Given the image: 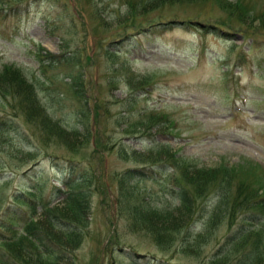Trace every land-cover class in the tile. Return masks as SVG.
I'll use <instances>...</instances> for the list:
<instances>
[{
    "label": "rangeland",
    "instance_id": "obj_1",
    "mask_svg": "<svg viewBox=\"0 0 264 264\" xmlns=\"http://www.w3.org/2000/svg\"><path fill=\"white\" fill-rule=\"evenodd\" d=\"M140 1L0 0V71L21 72L49 121L45 128L18 117V133H0V203L36 180L64 187L58 168L79 161L73 167L85 168L90 221L73 264H213L211 252L237 226L242 208L236 216L224 210L204 231L205 213L183 234L163 236L151 223L169 207L175 211L176 180L193 185L202 172L227 164L233 183L250 178L258 187L251 163L241 161L264 165V0L148 5V15L177 25L148 38L124 35L129 8L140 12ZM36 52L58 62H41ZM150 73L152 82L141 87ZM14 94L0 93V116L22 114ZM166 157L178 162L175 171L152 172L151 165L126 172ZM213 187L192 198L193 215L215 204Z\"/></svg>",
    "mask_w": 264,
    "mask_h": 264
},
{
    "label": "trees",
    "instance_id": "obj_2",
    "mask_svg": "<svg viewBox=\"0 0 264 264\" xmlns=\"http://www.w3.org/2000/svg\"><path fill=\"white\" fill-rule=\"evenodd\" d=\"M165 1L168 0H141L139 3V9L141 10L140 12L135 10L136 6L133 9L129 8V13L131 16L129 18L130 20L126 21L127 24L124 26V35L135 34L134 36H136V33H142L148 38L149 33H160L163 30H170L173 28V26H176L177 24H171L175 18L157 20L160 18H153L152 16L148 15L150 12L149 10L152 9L149 6L152 5L153 7H157L162 4V2L165 3ZM183 21H185L183 23L186 25L190 22L188 19ZM159 24L162 25V27L158 26ZM204 25H207L206 27L212 29L220 28V26L217 24H212L210 22ZM36 56L41 62L43 59L47 60L48 63L49 61L55 63L58 62V56L49 52H47L46 55L43 53L41 56H39L38 52H36ZM43 64L44 66H47L44 62ZM73 75L74 83L79 84L77 83L78 81H81V75L79 74V71ZM152 76V73H150V75L148 74L147 76L144 75V78L146 79L140 83V86L144 87L150 84L153 80L151 79ZM76 84L74 85L76 86ZM0 93H15L14 95H17L19 98L17 105L20 107V112L22 113L18 114L15 110V113L13 114L0 116V133L4 132L5 130H12L18 133L19 131L15 121L18 117L28 120L33 124H37L35 122L39 121L41 124L45 125V128H48L49 121L47 117H44L41 112L42 109L37 102V98H35L34 92L32 91V85L24 79L18 69L11 68L10 70L4 69L0 71ZM42 117H44L43 119L45 122L42 120ZM167 119H169L168 115ZM182 157L186 161V157L188 156L184 155ZM241 162L251 163L249 166L253 168L254 174L258 179V187L257 183L254 184L250 178L245 180L239 179L237 182L233 183V173H231L230 168L226 166L227 164H224L221 172L214 168L202 172L199 174V177L195 179V183L193 185H189V183H185L184 181L176 180L170 184L172 187V184L175 183L173 184V190H171L174 192L169 190L173 196L178 199V202L175 206L176 212L172 209L173 207H169V209L165 210L164 214L160 216L157 214V218H160V220L156 219V221L154 220V222L151 224H159V228L161 229L160 232L163 233V236H171L173 232L176 231L178 234H183L184 232L188 231L192 224H196L198 222V219L196 218L198 215L203 216V213H205V219L203 222H201L203 223L202 230H206L207 223L209 224L210 221L216 219L215 216L217 217L222 215L223 211L227 210V208L228 211L231 209L236 211L242 208L243 211L241 213V218L239 219L240 221L237 225L238 227L236 226L230 230L232 233L230 231L228 232V234L224 237L225 240L220 247L221 249L219 247H215L214 251H212L210 254V259L212 263L214 261L213 264H264V165L257 161L251 160L250 158H244V160ZM72 163L74 162L72 161ZM72 163L70 168H68V171L62 169L61 167H57L60 169L57 170L58 174H60L58 175L56 173L57 177L59 182L64 184V187H61L58 183H51L49 185L47 184L46 186L45 183H41L42 180H36L34 183H31L30 187L25 191H16L14 195L6 201L5 205L0 203L2 206L0 209V264H62L63 262L67 261H69V264H73V260H71V258H74L73 250L80 245L83 236L86 235L85 230L87 229L89 222H87V215L90 211V203L86 202L90 201L85 198L88 196L89 199L91 190L85 185L86 176H83L84 173L83 171L81 172V167H79L80 170H77V172L74 171L73 173L75 167H73V165H80V162L76 161L77 164ZM177 163L174 161V158L166 157L160 162L156 161L144 163L142 167H135L132 169L129 168V170L126 172L132 171L131 174H142L140 171L147 169L145 167L151 165H155V167L151 166L150 171L152 172H158L159 170L162 171V168L165 166H168V168L175 171L179 166ZM82 170H85V168L83 167ZM211 184L214 185L212 188L213 192L211 197L216 198L215 204L218 207L215 204L212 207H208V203H205L206 205H203L206 207L204 209L196 210L195 214L193 215V210L197 206V197L204 196L206 193L205 191ZM195 197L196 199H192ZM58 198H60V201L57 200ZM219 202L222 204H219ZM228 204H230L229 207H227ZM137 207L138 206L135 208ZM130 209L133 208L130 207ZM145 209L142 211L156 215V210H151V208ZM233 210L228 212V215H236V212H232ZM142 211L139 210L138 212L143 213ZM217 211H221V214ZM216 213H218V215ZM35 214H43V218L36 219ZM188 220L190 221L188 222ZM1 225L5 227L3 228ZM237 231L239 232V235L237 234ZM74 234L78 239L74 236ZM239 245H241L240 248H245L244 250H241L242 252L238 251L240 250ZM54 247L57 248L55 249ZM229 248H231V250ZM253 248L257 249L254 250ZM233 249L235 250V253ZM217 250L223 252L220 253ZM239 255L242 256L240 257ZM218 258L221 259L222 262H220L221 260L219 261ZM158 262L159 261L148 264H161Z\"/></svg>",
    "mask_w": 264,
    "mask_h": 264
},
{
    "label": "bare ground",
    "instance_id": "obj_3",
    "mask_svg": "<svg viewBox=\"0 0 264 264\" xmlns=\"http://www.w3.org/2000/svg\"><path fill=\"white\" fill-rule=\"evenodd\" d=\"M133 125H134V124H133ZM131 126H132V125H131ZM125 129H126V128H125ZM127 129H129V128H127ZM126 132H127V131H126ZM118 143H119V142H118ZM146 153H148V152H146ZM152 153H153V152H152ZM155 154H156V153H155ZM143 156H144V155H143ZM153 156H154V155H153ZM155 156H156V155H155ZM148 157H149V156H148ZM150 158H151V155H150ZM159 158H160V157H159ZM141 159H142V158H141ZM143 159H145V158H143ZM154 159H155V158H154ZM154 159H153V160H154ZM148 160H149V159H148ZM145 161H146V160H145ZM151 161H152V160H151ZM159 162H160V161H159ZM81 163H82V162H81ZM76 164H77V163H76ZM154 164H155V163H154ZM158 164H160V163H158ZM78 165H79V164H78ZM82 165H83V164H82ZM83 167H84V166H83ZM71 168H72V167H71ZM72 169H73V168H72ZM77 169H78V167H77ZM81 170H82V168H81ZM71 171H72V170H71ZM76 172H77V170H76ZM79 172H80V171H79ZM81 172H82V171H81ZM81 172H80V173H81ZM83 172H84V171H83ZM128 172H132V171H128ZM134 172H135V171H134ZM70 173H71V172H70ZM73 173H74V170H73ZM122 174H123V173H122ZM122 174H121V175H122ZM129 174H130V173H129ZM75 175H76V174H75ZM134 175H135V174H134ZM70 176L72 177L71 174H70ZM118 176H119V175H118ZM128 176H129V175H128ZM136 176H137V175H136ZM76 177H78V176H76ZM122 177H124V176H122ZM69 178H70V177H69ZM119 178H120V177H119ZM131 178H132V177H131ZM133 179H134V178H133ZM181 180H183V178H182ZM181 180H180V181H181ZM121 181H122V180H121ZM127 181H128V180H127ZM184 182H185V181H184ZM185 183H186V182H185ZM173 184H175V183H173ZM178 184H179V182H178ZM60 185H61V184H60ZM62 185H64V184L62 183ZM130 185H131V184H130ZM132 185H135V184H132ZM181 185H182V184H181ZM179 186H180V185H179ZM182 186H183V185H182ZM180 187H181V186H180ZM135 189H136V188H135ZM180 189H181V188H180ZM71 190H72V189H71ZM71 192H72V191H71ZM62 196H63V195H62ZM90 198H91V196H90ZM88 200H89V199H88ZM92 200H93V199H92ZM84 201H85V200H84ZM86 203H89V202H86ZM219 204H222V203L219 202ZM223 204H224V202H223ZM122 205H123V204H122ZM124 205H125V203H124ZM130 205H131V204H130ZM215 205H216V204H215ZM0 206H1V204H0ZM216 206H217V205H216ZM222 206H224V205H222ZM229 206H230V204H228L227 207H229ZM231 206H232V205H231ZM86 207H87V206H86ZM121 207H123V206H121ZM126 207H127V206H126ZM126 207H125V208H126ZM217 207H218V206H217ZM220 207H221V206H220ZM123 208H124V207H123ZM129 208H130V207H129ZM225 208H226V207H225ZM231 208H234V207H231ZM215 209H216V208H215ZM221 209H222V208H221ZM117 210H118V209H117ZM119 210L121 211L120 207H119ZM125 210H126V209H125ZM219 210H220V209H219ZM222 210H224V209H222ZM222 210H221V211H222ZM231 210H233V209H231ZM231 210L228 211V208H227L226 212H231ZM221 211H219V212L217 211V212L220 213ZM239 211H240V210H239ZM121 212H122V211H121ZM121 212H120V213H121ZM124 212H125V211H124ZM213 212H214V210H213ZM223 212H225V211H223ZM232 212H236V211L233 210ZM4 213H5V212H4ZM125 213H126V212H125ZM218 213H216V214L218 215ZM14 214H15V213H14ZM17 214H18V213H17ZM17 214H16V215H17ZM123 214H124V213H123ZM213 214H214V213H213ZM216 214H215V215H216ZM220 214H221V213H220ZM236 214H237V213H236ZM125 215H126V214H125ZM230 215H231V214H230ZM7 216H8V215H7ZM10 216H11V215H10ZM12 216H13V215H12ZM219 216H220V215H219ZM221 216H223V215H221ZM224 216H225V215H224ZM234 216H236V215L234 214ZM234 216H233V217H234ZM82 217H83V215H82ZM217 217H218V216H217ZM3 218H4V217H3ZM16 218H17V217H16ZM90 218H91V217H90ZM215 218H216V216H215ZM220 218H221V217H220ZM222 218H223V217H222ZM226 218H227V216H226ZM229 218H230V217H229ZM81 219H82V218H81ZM223 219H224V218H223ZM232 219H233V218H232ZM8 220H9V219H8ZM12 220H14V219H12ZM214 220H215V219H214ZM220 220H221V219H220ZM225 220H227V219H225ZM4 221H5V220H4ZM19 221H21V220H19ZM89 221H90V220H89ZM215 221H216V220H215ZM215 221H214V222H215ZM217 221H218V219H217ZM217 221H216V223H214L215 225L217 224ZM235 221H236V220H235ZM238 221H239V219H238ZM6 222H7V221H6ZM13 222H15V221H13ZM85 222H86V221H85ZM87 222H88V220H87ZM228 222H230V221H228ZM10 223H11V222H10ZM15 223H16V222H15ZM81 223H82V222H81ZM226 223H227V222H226ZM238 223H239V222H238ZM240 223H241V222H240ZM6 224H7V223H6ZM12 224H13V223H12ZM218 224H219V222H218ZM221 224H222V222H221ZM227 224H228V223H227ZM4 225H5V224H4ZM21 225H22V224H21ZM223 225H225V224H223ZM230 225H231V223H230ZM236 225H238V224H236ZM249 225H250V224H249ZM254 225H255V224H254ZM1 226H2V225H1ZM66 226H67V225H66ZM83 226H84V223H83ZM217 226L220 227V224L217 225ZM225 226H226V225H225ZM2 227H3V226H2ZM4 227H5V226H4ZM4 227H3V228H4ZM7 227H8V226H7ZM64 227H65V226H64ZM237 227H238V226H237ZM239 227H240V226H239ZM249 227H250V226H249ZM18 228H19V227H18ZM52 228H53V227H52ZM87 228H88V227H87ZM214 228H215V227H214ZM217 228H218V227H217ZM220 228H221V227H220ZM220 228H218V230H219ZM225 228H226V227H225ZM233 228H234V227H233ZM233 228H232V229H233ZM19 229H20V228H19ZM55 229H56V228H55ZM58 229H59V228H58ZM83 229H84V228H83ZM85 229H86V228H85ZM255 229H256V228H255ZM3 230H4V229H3ZM5 230H6V229H5ZM209 230H210V229H209ZM212 230H213V229H212ZM17 231H18V230H17ZM47 231H48V230H47ZM50 231H51V230H50ZM87 231H88V230H87ZM215 231H216V229H215ZM227 231H228V230H226V232H227ZM239 231H240V230H239ZM244 231H245V230H244ZM2 232H3V231H2ZM10 232H11V231H10ZM14 232H15V231H14ZM44 232H45V231H44ZM217 232H218V231H217ZM217 232H215V233H217ZM230 232H231V231H230ZM204 233H206V232H204ZM210 233H211V232H210ZM210 233H209V234H210ZM231 233H232V232H231ZM235 233H236V231H235ZM238 233H239V232L237 231V234H238ZM242 233H243V232H242ZM46 234H47V233H46ZM49 234L52 235L51 233H49ZM84 234H85V233H84ZM43 235H44V234H43ZM218 235H219V234H218ZM218 235H217V236H218ZM224 235H225V234H224ZM238 235H239V234H238ZM46 236H48V235H46ZM74 236H75V234H74ZM211 236H212V235L210 234V237H211ZM230 236H231V235H230ZM75 237H76V236H75ZM215 237H216V236H215ZM224 237H225V236H224ZM228 237H229V236H228ZM259 237H260V235H259ZM259 237H258V238H259ZM76 238H77V237H76ZM200 238H201V237H200ZM203 238H204V237H203ZM220 238H221V237H220ZM233 238H234V237H233ZM255 238H256V237H255ZM74 239H75V238H74ZM77 239H78V238H77ZM77 239H76V240H77ZM201 239H202V238H201ZM210 239H213V238H212V237L209 238V241H210ZM216 239H217V237H216ZM216 239H215V240H216ZM227 239H228V238H227ZM249 239H250V238H249ZM213 240H214V239H213ZM221 240H222V239H221ZM223 240H225V238H223ZM243 240H244V239H243ZM260 240H261V239H260ZM83 241H84V240H83ZM205 241H206V240H205ZM218 241H219V240H218ZM70 242H71V241H70ZM244 243H245V242H244ZM250 243H251V242H250ZM71 244H72V243H71ZM74 244H75V242H74ZM212 244H214V243H212ZM224 244H226V243H224ZM233 244H234V243H233ZM236 244H237V243H236ZM239 244H240V243H239ZM248 244H249V243H248ZM252 244H253V243H252ZM237 245H238V244H237ZM226 246H227V245H226ZM240 246H241V245H239V248H240ZM245 246H246V245H245ZM248 246H249V245H248ZM250 246H251V245H250ZM233 247H234V246H233ZM258 247H259V246H258ZM54 248H55V247H54ZM56 248H57V247H56ZM56 248H55V249H56ZM251 248H252V247H251ZM69 249H70V248H69ZM220 249H221V248H220ZM229 249L231 250V248H229ZM240 249H242V247H241ZM244 249H245V248H244ZM248 249H249V248H248ZM253 249L256 250L257 248H253ZM57 250H58V249H57ZM242 250H243V249H242ZM217 251H219V250H217ZM228 251H229V250H228ZM233 251H234V253H235V250H234V249H233ZM238 251H239V250H238ZM219 252H220V251H219ZM221 252H223V251H221ZM221 252H220V253H221ZM241 252H242V251H241ZM243 252H244V251H243ZM254 252H255V251H254ZM256 252H257V251H256ZM216 253H217V252H216ZM234 253H233V254H234ZM248 253H249V252H248ZM252 253H253V252H252ZM214 254H215V253H214ZM230 254H231V253H230ZM253 254H254V253H253ZM212 255H213V254H212ZM226 255H227V254H226ZM231 255H232V254H231ZM245 255H246V254H245ZM251 255H252V254H251ZM251 255H250V256H251ZM232 256H233V255H232ZM234 256H235V255H234ZM239 256H240V255H239ZM241 256H242V255H241ZM241 256H240V257H241ZM214 257H215V256H214ZM224 257H225V256H224ZM226 257H227V256H226ZM240 257H238V258H240ZM246 257H247V256H246ZM244 258H245V257H244ZM216 259H217V258H216ZM218 259H219V258H218ZM247 259H248V258H247ZM220 260H221V259H219V261H220ZM224 260H225V259H224ZM235 260H236V259H235ZM243 260H244V259H243ZM243 260H242V261H243ZM249 260H250V259H249ZM227 261H228V260H227ZM233 261H234V260H233ZM237 261H238V260H237ZM220 262H222V260H221ZM230 262H231V261H230ZM213 263H214V261H213ZM218 263H219V262H218ZM234 263H235V262H234ZM236 263H237V262H236ZM240 263H241V262H240ZM169 264H170V263H169ZM219 264H220V263H219ZM224 264H225V263H224Z\"/></svg>",
    "mask_w": 264,
    "mask_h": 264
}]
</instances>
